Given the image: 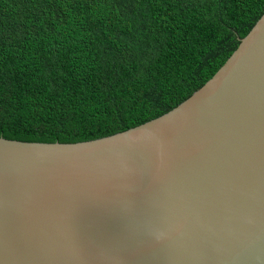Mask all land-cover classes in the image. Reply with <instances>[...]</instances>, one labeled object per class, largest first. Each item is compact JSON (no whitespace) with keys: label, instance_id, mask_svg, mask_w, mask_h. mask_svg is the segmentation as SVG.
Listing matches in <instances>:
<instances>
[{"label":"water","instance_id":"obj_1","mask_svg":"<svg viewBox=\"0 0 264 264\" xmlns=\"http://www.w3.org/2000/svg\"><path fill=\"white\" fill-rule=\"evenodd\" d=\"M0 264H264V14L158 118L76 143L0 137Z\"/></svg>","mask_w":264,"mask_h":264},{"label":"trees","instance_id":"obj_2","mask_svg":"<svg viewBox=\"0 0 264 264\" xmlns=\"http://www.w3.org/2000/svg\"><path fill=\"white\" fill-rule=\"evenodd\" d=\"M264 0H0V137L76 143L190 98Z\"/></svg>","mask_w":264,"mask_h":264}]
</instances>
